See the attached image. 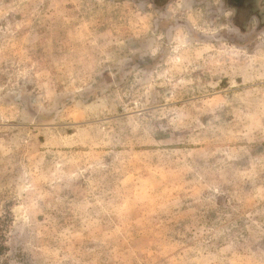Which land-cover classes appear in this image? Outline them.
I'll return each mask as SVG.
<instances>
[{
    "label": "rangeland",
    "instance_id": "374dc122",
    "mask_svg": "<svg viewBox=\"0 0 264 264\" xmlns=\"http://www.w3.org/2000/svg\"><path fill=\"white\" fill-rule=\"evenodd\" d=\"M178 3L0 0V264H264V0Z\"/></svg>",
    "mask_w": 264,
    "mask_h": 264
},
{
    "label": "snow or ice",
    "instance_id": "6c2138e0",
    "mask_svg": "<svg viewBox=\"0 0 264 264\" xmlns=\"http://www.w3.org/2000/svg\"><path fill=\"white\" fill-rule=\"evenodd\" d=\"M191 0H179L178 5H174L173 9L169 10L165 15L172 17L174 15V18L177 22L176 25H174L171 28L168 27H162L157 29L158 31L164 32L165 35L157 38L155 37V34L153 33L152 41L155 43L158 47V51L162 54L164 51L163 45L167 41H172V35L173 32L176 30V27L179 26L181 33H188V38L190 39V34L193 31V26L187 22H185L183 13L185 10L190 6ZM181 39L184 38L183 36L180 37ZM176 42V41H172Z\"/></svg>",
    "mask_w": 264,
    "mask_h": 264
},
{
    "label": "flooded vegetation",
    "instance_id": "af4514ba",
    "mask_svg": "<svg viewBox=\"0 0 264 264\" xmlns=\"http://www.w3.org/2000/svg\"><path fill=\"white\" fill-rule=\"evenodd\" d=\"M239 1H241V0H235V3L238 4Z\"/></svg>",
    "mask_w": 264,
    "mask_h": 264
}]
</instances>
